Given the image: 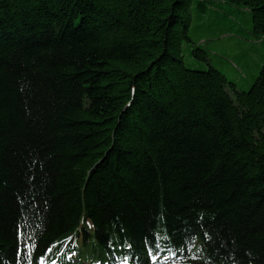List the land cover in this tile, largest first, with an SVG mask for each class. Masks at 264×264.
Listing matches in <instances>:
<instances>
[{
	"label": "trees",
	"instance_id": "16d2710c",
	"mask_svg": "<svg viewBox=\"0 0 264 264\" xmlns=\"http://www.w3.org/2000/svg\"><path fill=\"white\" fill-rule=\"evenodd\" d=\"M217 40L247 83L264 0H0V264H264V55Z\"/></svg>",
	"mask_w": 264,
	"mask_h": 264
},
{
	"label": "rangeland",
	"instance_id": "374dc122",
	"mask_svg": "<svg viewBox=\"0 0 264 264\" xmlns=\"http://www.w3.org/2000/svg\"><path fill=\"white\" fill-rule=\"evenodd\" d=\"M202 46L210 53V57L206 61L199 60L192 54V50L195 48L194 45L185 44L183 52L185 65L194 70H208L211 65L217 67L221 71L225 72V74L229 77H234L237 81H239L242 89L244 90H247L253 84L263 66L264 47L261 42H257L255 45L254 58L250 61L251 66L250 69H248L247 83L246 78L242 79L240 75L232 74L231 71H228L226 66L221 63L219 59L220 56H225L232 61H235L238 55L245 52L246 48L234 47L231 42H227L225 40L213 41L210 44L202 43Z\"/></svg>",
	"mask_w": 264,
	"mask_h": 264
},
{
	"label": "snow or ice",
	"instance_id": "6c2138e0",
	"mask_svg": "<svg viewBox=\"0 0 264 264\" xmlns=\"http://www.w3.org/2000/svg\"><path fill=\"white\" fill-rule=\"evenodd\" d=\"M124 264H127V257H125Z\"/></svg>",
	"mask_w": 264,
	"mask_h": 264
}]
</instances>
